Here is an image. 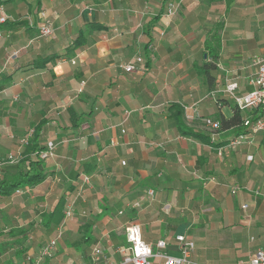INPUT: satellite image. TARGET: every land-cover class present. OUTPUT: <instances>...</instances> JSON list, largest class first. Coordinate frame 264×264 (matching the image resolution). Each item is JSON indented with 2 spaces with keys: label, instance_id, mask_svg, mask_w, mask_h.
I'll use <instances>...</instances> for the list:
<instances>
[{
  "label": "crops",
  "instance_id": "crops-1",
  "mask_svg": "<svg viewBox=\"0 0 264 264\" xmlns=\"http://www.w3.org/2000/svg\"><path fill=\"white\" fill-rule=\"evenodd\" d=\"M169 2L178 5L173 16ZM41 9L53 22L50 37L39 33ZM3 14L0 178L24 157L30 130L42 126L40 146L56 148L43 182L22 188L19 200L0 197L10 200L0 205V230L33 225L41 250L65 232L45 264L89 262L102 240L119 264L116 247L132 223L147 242L167 240L174 255L175 236L186 235L202 264H248L264 249V134L220 156L215 147L245 127L213 132L202 120L233 116L229 84L236 95L252 89L264 57V0H0ZM177 103L196 115L184 119L194 133L178 132ZM61 197L63 224L45 231L43 213Z\"/></svg>",
  "mask_w": 264,
  "mask_h": 264
},
{
  "label": "built area",
  "instance_id": "built-area-1",
  "mask_svg": "<svg viewBox=\"0 0 264 264\" xmlns=\"http://www.w3.org/2000/svg\"><path fill=\"white\" fill-rule=\"evenodd\" d=\"M178 5L174 2H169L167 5L166 15L173 16L176 14ZM38 17L41 20L39 33L42 37H50L54 34V26L51 18L45 10L38 11ZM8 16L3 14L0 16V23L6 22ZM16 54V52L14 53ZM137 60H142V57H137ZM64 60V59H63ZM76 64V58L70 60ZM257 70L255 77L251 80L252 89L242 95H236L234 89L237 83H232L227 86V90L231 93L235 106L240 111L248 108H256L257 113L255 116H246L243 118L242 125L245 127V132L239 133L234 138L229 139L225 144L215 147L218 155H223L225 149L235 150L238 146L244 143H251L253 137L258 133L264 132V57L255 60ZM126 71H133L135 66L133 63L124 66ZM84 83V81H83ZM188 109V108H187ZM185 119H195L194 113L184 114ZM204 124L208 126L213 132L221 129V122L209 117L202 118ZM34 134V130L28 132L27 138L23 141L25 144L29 143V138ZM56 144L53 141H48L45 148L37 153V155L45 160L54 156ZM264 158V155H263ZM12 161V157L10 156ZM123 164L125 162L123 161ZM85 182L88 178L85 177ZM237 189L234 188L233 192ZM17 192H21L18 190ZM149 194L153 191L149 190ZM258 193V192H257ZM139 202L129 203L127 207H137ZM247 208V204L243 205ZM68 214H71V209H68ZM123 213V211H120ZM58 238L51 240L41 251L38 258L35 259L33 264H45V259L51 257L53 248L56 247ZM177 243L178 255L170 254L168 252L169 243L165 239H159L155 243H150L144 240L142 236L141 226L137 223H132L126 230V243L116 247V252L121 256L119 264H153V261L161 260L162 264H202L193 258L195 250V242L184 234H177L175 236ZM44 259L43 261H41ZM71 264H115L110 261L108 254L104 252L101 245L97 244L93 247L89 262H75ZM248 264H264V249L259 248L253 252Z\"/></svg>",
  "mask_w": 264,
  "mask_h": 264
},
{
  "label": "trees",
  "instance_id": "trees-1",
  "mask_svg": "<svg viewBox=\"0 0 264 264\" xmlns=\"http://www.w3.org/2000/svg\"><path fill=\"white\" fill-rule=\"evenodd\" d=\"M170 109L176 122L178 132L181 135L194 133L193 129L188 127L184 122L183 107L177 103L173 104ZM242 121V114L240 110L236 108L231 118L221 120V128L235 126L236 129H240L243 126ZM41 127L42 126H38L35 128L34 138L28 143L24 157L18 160L16 164L8 166V169L0 178V197H11L18 190L40 184L47 178L48 171L46 160L37 155L39 151L44 149L39 143ZM258 134H264V132ZM33 153L35 154L34 157L31 156ZM89 166L90 163H84L81 165V169L88 173ZM65 206L66 199L65 197H61L56 202L53 209L43 213L41 225L45 231H50L53 227L63 224ZM86 229L87 226L84 227V243L92 247L97 241L91 235L92 230L88 228L89 231H86ZM36 234L37 232L33 225L29 227L11 228L8 231L0 230V264H33L41 252H39V255H37V253L36 256L34 253L30 255V251L33 250L35 253L38 252L36 250L39 249V251H42V241L39 240V237H35ZM11 240L13 242H11ZM5 245L14 249L13 254L8 257L5 255Z\"/></svg>",
  "mask_w": 264,
  "mask_h": 264
},
{
  "label": "rangeland",
  "instance_id": "rangeland-1",
  "mask_svg": "<svg viewBox=\"0 0 264 264\" xmlns=\"http://www.w3.org/2000/svg\"><path fill=\"white\" fill-rule=\"evenodd\" d=\"M264 159V158H263ZM261 166V165H260ZM23 189L21 190V192H16L15 193V195H16V197L18 198V200L20 199V195H22V193H23ZM66 192H64V194H65ZM68 193H66V195H67ZM10 200L8 199H0V205H2L3 203H6V202H9ZM53 239H55V238H58V240H57V242H56V252H57V250H58V245H61V242L63 243V240H64V238H65V232H62V233H60V231H56L55 233H53ZM52 239V240H53ZM100 245L102 246V248L104 249V252L107 254L109 251H108V249H106L104 246H105V242H104V240H102L101 241V243H100ZM6 250H7V253L5 254L7 257L9 256V255H11V254H13V251L10 249V248H6ZM55 252V253H56ZM33 254V252H31L30 253V255H32ZM109 254V253H108ZM112 254V253H111ZM36 255V254H35ZM112 257H115V255H112ZM37 258H38V256H37ZM116 260L118 261L119 260V256H117L116 255ZM44 259H42L41 261H43ZM46 261V260H45ZM71 264V263H73L71 260H68V262H67V264ZM61 264H64V263H61Z\"/></svg>",
  "mask_w": 264,
  "mask_h": 264
}]
</instances>
